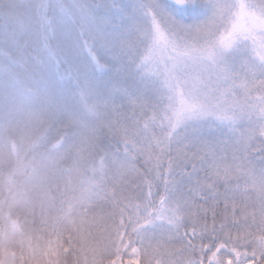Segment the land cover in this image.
<instances>
[{"label": "snow or ice", "instance_id": "obj_1", "mask_svg": "<svg viewBox=\"0 0 264 264\" xmlns=\"http://www.w3.org/2000/svg\"><path fill=\"white\" fill-rule=\"evenodd\" d=\"M0 264H264V0H0Z\"/></svg>", "mask_w": 264, "mask_h": 264}]
</instances>
